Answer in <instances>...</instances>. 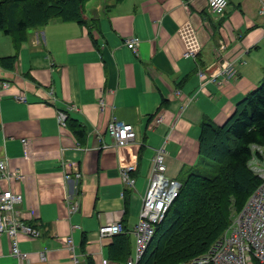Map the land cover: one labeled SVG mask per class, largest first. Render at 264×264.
<instances>
[{
    "label": "crops",
    "instance_id": "1",
    "mask_svg": "<svg viewBox=\"0 0 264 264\" xmlns=\"http://www.w3.org/2000/svg\"><path fill=\"white\" fill-rule=\"evenodd\" d=\"M263 5L228 0L217 17L207 0H88L84 24L52 19L28 29L17 51L0 32V56L17 54L12 68L0 65V81L9 83L0 88V161L22 175L0 178V187L22 195L21 217L40 231L19 234L23 264H70L69 235L81 264H125L114 242L127 236L132 255L155 148L166 140L167 175L183 183L200 160L202 123H226L264 79ZM133 36L136 52L125 44ZM220 41L230 75L202 81L198 70H214ZM59 109L68 110L65 127ZM113 117L133 125V142L113 144ZM131 165L134 184L126 188L120 169ZM76 172L79 180L64 181ZM67 195L80 201L70 214ZM107 221H120L123 232L101 237ZM14 263L10 240L0 235V264Z\"/></svg>",
    "mask_w": 264,
    "mask_h": 264
},
{
    "label": "trees",
    "instance_id": "2",
    "mask_svg": "<svg viewBox=\"0 0 264 264\" xmlns=\"http://www.w3.org/2000/svg\"><path fill=\"white\" fill-rule=\"evenodd\" d=\"M87 1L0 0V32L10 36L17 51L28 29L54 18L84 24L82 10ZM16 57L0 56V65L12 68ZM253 144L264 146V79L237 104L226 123H202L200 160L156 225L137 264H178L207 251L228 227L233 211L242 209L261 182L248 166ZM114 245L126 261L128 237L118 235Z\"/></svg>",
    "mask_w": 264,
    "mask_h": 264
},
{
    "label": "built area",
    "instance_id": "3",
    "mask_svg": "<svg viewBox=\"0 0 264 264\" xmlns=\"http://www.w3.org/2000/svg\"><path fill=\"white\" fill-rule=\"evenodd\" d=\"M209 10L217 17L226 12L228 0H207ZM264 13V5L260 9ZM140 43L138 37H130L125 40L126 46L136 52ZM226 45L220 41L216 48V59L214 70L207 72L206 69H199L198 76L203 81L210 79L215 83H223L230 75L233 63L225 54ZM186 55L195 56L194 53ZM9 86L7 81H0V88ZM19 101H25L24 94L15 97ZM99 106L103 109L105 100H98ZM68 110L59 109L57 120L60 126L65 127L68 120ZM163 120L162 115H157L156 123ZM108 133L117 146L126 145L135 140V130L132 124L120 121L113 117L108 124ZM25 144L26 140L22 139ZM106 146V145H104ZM252 156L248 162L250 170L256 174L261 182L247 198L244 206L239 211H233L228 227L210 245L204 253L195 256L187 261L178 264H264V146L251 145ZM134 165L122 167L120 175L126 188L132 187L134 178L131 171ZM80 172L74 175L64 174V181L72 178L79 180ZM0 178L21 179L22 175L15 171H8L7 162L0 161ZM182 185L178 180L167 175L166 164V140L155 148L152 158L150 176L146 191L143 196L142 206L139 211L138 221L132 233L135 239V253L127 257L125 264H137L155 234L156 225L160 223L169 207L179 195ZM23 197L20 193L0 187V235L5 234L10 240L11 256L14 264H23L28 260V252L19 247V234L30 237H38L40 231L27 223L21 217L19 205ZM68 213H73L80 208V201L67 195L65 199ZM98 232L101 237L112 236L123 232L120 221H107L99 226ZM64 244L71 252L70 264H81L80 256L75 253V244L72 236L64 238ZM44 257V253H41ZM102 264H113L109 259H102Z\"/></svg>",
    "mask_w": 264,
    "mask_h": 264
},
{
    "label": "rangeland",
    "instance_id": "4",
    "mask_svg": "<svg viewBox=\"0 0 264 264\" xmlns=\"http://www.w3.org/2000/svg\"><path fill=\"white\" fill-rule=\"evenodd\" d=\"M54 19H57V18H54ZM1 35H3L4 37V34L1 33ZM134 253H135V245H133V248H132V256L134 255Z\"/></svg>",
    "mask_w": 264,
    "mask_h": 264
},
{
    "label": "water",
    "instance_id": "5",
    "mask_svg": "<svg viewBox=\"0 0 264 264\" xmlns=\"http://www.w3.org/2000/svg\"><path fill=\"white\" fill-rule=\"evenodd\" d=\"M181 185H182V183H181Z\"/></svg>",
    "mask_w": 264,
    "mask_h": 264
}]
</instances>
